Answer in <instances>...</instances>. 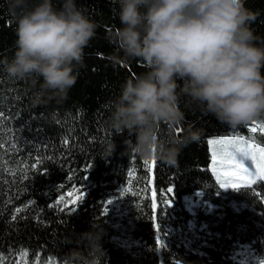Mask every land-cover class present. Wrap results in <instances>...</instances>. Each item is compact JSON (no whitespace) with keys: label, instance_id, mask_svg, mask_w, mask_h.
<instances>
[{"label":"trees","instance_id":"1","mask_svg":"<svg viewBox=\"0 0 264 264\" xmlns=\"http://www.w3.org/2000/svg\"><path fill=\"white\" fill-rule=\"evenodd\" d=\"M76 3L101 27L85 49L84 67L65 103L34 107L29 85L10 79L0 65V263L24 257L25 264H63L64 254L76 247L67 245L66 237L75 239L93 226L100 227L107 264H247L233 257L239 244L250 245L264 257V181L221 188L209 145L213 138L243 137L264 146V130L251 131L264 119L232 129L198 109H185V128L202 129L200 141L182 149L178 168L156 161L151 172L145 160L128 150L125 141L134 142L136 137L125 132L112 138L106 127L109 101L119 94L121 84L146 71L135 60L114 67L109 59L115 48L105 37L122 27L119 6L112 0ZM54 4L59 7V0ZM246 7L260 13L251 27L261 37L257 46L264 45V0H246ZM15 27L5 0H0V61L14 58ZM183 134V129L176 133ZM112 139L115 151L102 159ZM120 185L137 194L129 213L136 242L132 248L113 239L112 212L103 214ZM74 190L85 194L76 211L58 210L61 197L66 199ZM153 191L157 210L152 207ZM196 192L216 206L212 213L197 214L199 223L207 224L211 232L208 245L196 252L173 240L160 249L157 228L164 227L166 200L173 202L170 211L187 222L184 197Z\"/></svg>","mask_w":264,"mask_h":264},{"label":"clouds","instance_id":"2","mask_svg":"<svg viewBox=\"0 0 264 264\" xmlns=\"http://www.w3.org/2000/svg\"><path fill=\"white\" fill-rule=\"evenodd\" d=\"M122 27L106 34L115 48L114 67L137 61L133 74L109 101L106 127L126 140L129 152L179 167L183 148L198 143L203 130L185 128L186 112L198 109L232 129L264 116V45L251 25L259 12L246 0H112ZM16 25L14 58L0 61L14 81L33 90L34 107L63 104L84 67L85 49L99 23L76 0H5ZM123 53V55H121ZM183 105V107H182ZM183 137H177L178 130ZM113 139L101 154L115 151ZM63 264H107L99 226L67 236Z\"/></svg>","mask_w":264,"mask_h":264},{"label":"rangeland","instance_id":"3","mask_svg":"<svg viewBox=\"0 0 264 264\" xmlns=\"http://www.w3.org/2000/svg\"><path fill=\"white\" fill-rule=\"evenodd\" d=\"M264 119V116H262ZM252 127H256L257 130H264V124L260 122H255ZM251 127V128H252ZM243 137H226V138H213L209 141L210 150L213 159V152L216 150L217 146L212 143V141L218 139H240ZM248 144H251L254 149L259 150L264 148V146L259 145L255 142L250 141L247 138H243ZM239 158V157H238ZM244 164L253 172L255 178L250 181V184L256 183L261 180L259 175L256 174V169L254 168L252 161L245 160ZM212 167L213 161H212ZM231 188V187H229ZM229 188H224L228 190ZM235 189V188H232ZM73 193V192H71ZM71 193H69L66 199L71 200ZM137 194L129 187L120 185L116 192L111 196L109 200L113 203L106 206L108 211L112 212V220L110 225L113 229L114 236L113 239L117 241L118 244L125 248H132L136 245L132 234L130 232L131 227H133V222L130 216V206L136 201ZM170 203L165 202V210L163 214L165 216V223L163 229L158 230L157 228V240L162 249L163 245L168 241L176 240L177 242L183 243L187 248L193 249V251H199L200 247L208 245L209 239L212 237L211 232L208 229L207 224L199 223L197 214L199 212L212 213L216 206L203 200V195L201 192H196L192 196L184 197V207L190 215L188 221L182 220L181 216L178 215L177 211H170L173 208V202L171 199H167ZM157 210V207L155 208ZM176 210V209H175ZM167 212V214H165ZM160 253L162 251L160 250ZM234 259L239 263L247 264H264V257L255 253V250L250 245L239 244L236 246L234 251ZM24 257H18L11 264H25ZM1 264V263H0Z\"/></svg>","mask_w":264,"mask_h":264},{"label":"snow or ice","instance_id":"4","mask_svg":"<svg viewBox=\"0 0 264 264\" xmlns=\"http://www.w3.org/2000/svg\"><path fill=\"white\" fill-rule=\"evenodd\" d=\"M252 132H256L257 128L252 127ZM217 146L213 152V166L216 172L217 178L221 181V188H238L241 186H248V182L255 178L253 172L244 164L245 160L252 161L256 174L259 175L261 180H264V148L256 150L251 144H248L243 138L240 139H218L212 141ZM239 157V158H238ZM146 165L150 168H154L156 160L145 161ZM169 192L172 189H168ZM71 195V200L61 197L58 204L55 206L60 211L74 212L75 206L82 203L85 199V194L79 190H74ZM113 201H107V204H112ZM166 203H170L166 201ZM71 204L73 207H69ZM152 207L155 209L156 193H152ZM108 208L105 207L103 214L107 215ZM15 219V217H13ZM159 230V228H158Z\"/></svg>","mask_w":264,"mask_h":264},{"label":"crops","instance_id":"5","mask_svg":"<svg viewBox=\"0 0 264 264\" xmlns=\"http://www.w3.org/2000/svg\"><path fill=\"white\" fill-rule=\"evenodd\" d=\"M250 181H252V180H250ZM250 181L248 182V184H250ZM229 189H232V188H229Z\"/></svg>","mask_w":264,"mask_h":264},{"label":"water","instance_id":"6","mask_svg":"<svg viewBox=\"0 0 264 264\" xmlns=\"http://www.w3.org/2000/svg\"><path fill=\"white\" fill-rule=\"evenodd\" d=\"M151 172H153V168H151Z\"/></svg>","mask_w":264,"mask_h":264}]
</instances>
